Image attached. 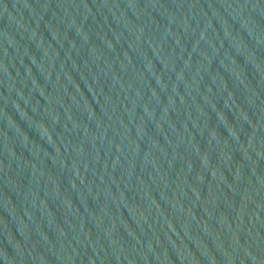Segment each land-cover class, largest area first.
Segmentation results:
<instances>
[{
	"label": "water",
	"instance_id": "95a60500",
	"mask_svg": "<svg viewBox=\"0 0 264 264\" xmlns=\"http://www.w3.org/2000/svg\"><path fill=\"white\" fill-rule=\"evenodd\" d=\"M0 264H264V0H0Z\"/></svg>",
	"mask_w": 264,
	"mask_h": 264
}]
</instances>
